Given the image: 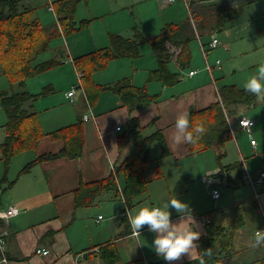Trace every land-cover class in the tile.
Wrapping results in <instances>:
<instances>
[{
	"label": "crops",
	"instance_id": "0c3cea01",
	"mask_svg": "<svg viewBox=\"0 0 264 264\" xmlns=\"http://www.w3.org/2000/svg\"><path fill=\"white\" fill-rule=\"evenodd\" d=\"M24 1L20 0L19 7L22 10L30 8L24 4ZM163 4L172 3L163 0ZM242 15L243 13L237 19L229 22L223 31L232 29L240 21ZM142 32L149 35V33ZM118 34L125 37L133 36ZM209 38L211 39L210 36L203 38L197 36L192 39L189 42L191 51L194 40H199L200 44L207 42L205 43L207 45ZM110 44L109 33L108 43L96 45L88 52ZM171 49L174 54L169 68L172 72H180L178 81L173 84L167 85L161 80L150 79L151 71L159 66V56L153 47L156 63L151 64L150 67L141 63L142 54L137 58L117 57L112 60L126 62L125 59H135L134 69L124 71L123 68L122 72L116 76H108L104 80L97 78L96 74L99 72L92 77L94 83L110 87L123 78L131 76L134 85L143 86L144 84L150 93L159 94L157 101L148 107L130 111L124 105L120 94L111 88L100 91L91 101L81 83L78 86L81 89L78 104H74L71 109L58 110L57 106H53V104H45L39 108L37 102L42 101L43 98L51 97L47 95L39 96L35 100H28L24 104L30 112H36V120L46 134L38 141L36 147L31 149L33 154L28 158L24 157L22 162L25 164L23 166L21 164L22 167L18 171H11V163L7 173L5 167L7 181H15L11 187L1 193V207L16 204L23 209L18 215L6 217L0 224V230L6 232L10 264H151L150 262L153 260H161V264H166L162 258L156 256L152 249L154 240L152 232L145 227L141 230L139 237L132 235L127 220L126 207L134 213L143 206H161L174 196L187 203L192 212L193 219L181 221V226L191 225L193 229L201 232L200 240L197 242L199 249H193L190 258L185 257L177 264H189L197 260L199 253L204 248L205 239L210 236L214 237L218 232L226 234V236L223 237V240H218L215 247L219 249L221 243L230 247L224 259L227 264H262L264 247L257 249L249 247V241L253 238L255 230L263 225V217L253 199V189L252 193L248 195V191L245 190L249 183L245 181L242 185L234 187L238 179L239 167L226 170L222 168V165L241 164L240 160L227 161V163L222 161V156L229 155L227 145L230 142H233L238 148L237 130V132L247 133L250 137L249 142L247 141L243 146L249 152L248 156L255 154L249 159L251 162L249 167V163L247 165L246 159L242 157L248 169L256 171L255 173L264 169V151H262L264 144L253 137L252 130H243L238 123V118L248 117L244 113L247 108L252 106L243 104L231 106L234 132H231V138L224 145L217 142L205 150L189 151L187 145L173 143L171 134L174 131L176 117L180 113L190 114L191 109L201 110L217 101H222L219 88L224 85L234 84L239 88H243V86H238L235 82H226V75L221 74L225 66L220 58H217L215 63L210 62L213 66L211 73L206 68L201 45L202 58L199 52L195 56L192 51L191 64L194 62V65L190 64L187 76L184 78L185 73L182 72L184 68H181L177 61V54L181 47L173 45ZM58 53L65 56L66 51L60 50ZM73 57L70 58L75 65V57L74 59ZM217 60L221 61L220 65H217ZM75 67L77 68L76 65ZM144 70L149 71L148 75L144 74ZM191 70L197 71L190 74ZM77 71L79 72L78 68ZM217 72H219L218 75H216ZM146 77L148 79L145 81ZM144 81L145 83H143ZM28 91L37 94L42 90ZM69 91H66L65 99L75 103L77 91L74 92L73 99L67 95ZM84 115L91 117L84 120ZM132 117L136 118L144 127L143 132L146 135L161 130L170 150L169 155L161 156V148L157 143L155 155V147L153 148L155 161L150 163L146 169V176L150 179L147 192L138 197L133 206L128 207L127 203H122L126 201L122 195L125 179L124 176H121L118 179V195L114 191H106L91 205L77 207L75 191L81 182H93L108 177L115 165L130 153L133 145L132 140L127 139L120 143L119 138L128 131ZM79 120L82 121L85 138L82 156L78 158L59 156L44 159L35 164L29 172L19 174L28 162L39 155L59 153L64 147V141L53 139L48 133ZM235 124H237L236 129L234 128ZM256 124L255 120L254 126ZM117 126H121V129L118 130ZM252 138L256 140V146L251 143ZM232 147L233 145L230 144V149ZM210 149H215L213 156L205 154ZM240 150L243 154V149ZM255 158L258 160L255 161ZM241 168L243 169V166ZM218 174H223L220 181L226 182L228 187L233 189L234 201L232 203L219 202L222 196L218 199L213 197L211 190L217 188L216 185L220 181L214 182L211 187L206 186L203 182L205 175L217 176ZM202 184L205 188L202 187ZM4 185L6 186V182ZM199 186L206 191L210 200L204 198V203H200L202 199L198 194ZM262 189H264V185ZM170 211L172 220L178 221L179 217L175 210L170 209ZM100 215H102L101 219H99ZM204 216H208L211 223H204L202 220ZM38 247L47 248L50 253L48 255L37 254L35 250Z\"/></svg>",
	"mask_w": 264,
	"mask_h": 264
},
{
	"label": "trees",
	"instance_id": "16d2710c",
	"mask_svg": "<svg viewBox=\"0 0 264 264\" xmlns=\"http://www.w3.org/2000/svg\"><path fill=\"white\" fill-rule=\"evenodd\" d=\"M89 0H56L54 9L57 15L56 25L51 29H44L40 20L29 15L30 8L20 9V0H0V68L9 78L19 80L20 89L5 90L0 92V107L7 115V121L3 125L6 128L5 139L1 142V153L6 173L12 158L25 150L36 147L38 141L46 134L40 128L36 120V112H30L24 104L28 100H35L39 96H45L54 92L52 86H45L40 93H32L26 89L27 79L47 71L58 64L61 60L51 58L35 62L38 56L45 52L52 38L56 35H68L81 30L88 25V19L80 22L76 19L78 5ZM190 17L179 23H168L158 35H145L139 27L134 28L133 36L125 37L118 33H110L111 44L96 49L85 56L74 59L75 65L82 69L81 85L85 87L91 101L105 89L117 91L124 105L130 111L145 108L157 101L159 94H152L148 88L137 86L132 83L131 77L123 78L114 86L106 87L93 82V73L107 67L110 60L117 57L137 58L141 56V45L150 43L159 56V66L150 73V79L161 80L165 84H173L178 81L180 72H172L169 63L173 57L172 46L181 47L177 54V61L181 68L190 66L192 51L189 42L197 36L203 38L213 33H219L226 29L227 24L243 13V6H232L218 0H191ZM210 42V38L208 43ZM207 43V42H205ZM204 43V44H205ZM222 101H217L207 108L191 109L189 117L192 127L203 126L206 133L196 145H187L189 151L205 150L219 142L222 145L231 138L227 114L232 113L231 106L256 104L255 97L246 93L244 88L234 84L224 85L219 88ZM227 113V114H226ZM144 127L132 117L129 129L123 133L119 141L132 140L130 153L115 165L111 174L103 179L93 182H81L75 191V204L77 207L89 206L106 191H114L119 194L118 179L124 176L125 182L122 195L128 207L133 206L138 197L147 192L150 179L146 176L147 166L155 161L153 148L157 143L161 148V156L170 154V150L161 130L151 134H144ZM53 139H62L64 147L59 153H47L39 155L28 162L19 172H29L31 168L44 159L68 156L78 158L83 155L85 138L82 121L61 127L50 133ZM241 164L222 165L224 170L238 168V179L234 187L242 185L244 180ZM0 181V208H2L1 193L11 187L15 180L7 181V175ZM223 174H218L221 176ZM6 182V186L4 183ZM0 219V224H1ZM226 234L218 232L214 237L205 239L204 249L212 247L214 256L209 264H227L224 260L230 247L221 243L217 249L215 243L225 237ZM112 251H114L112 249ZM189 264H198V259ZM264 264V260L262 261Z\"/></svg>",
	"mask_w": 264,
	"mask_h": 264
},
{
	"label": "rangeland",
	"instance_id": "374dc122",
	"mask_svg": "<svg viewBox=\"0 0 264 264\" xmlns=\"http://www.w3.org/2000/svg\"><path fill=\"white\" fill-rule=\"evenodd\" d=\"M56 0H25L24 4L30 6L32 11L29 15L33 18H38L44 27V29H51L56 25L57 15L54 9V2ZM222 3L234 6H243V15L239 22L229 31L219 32V45L211 50L209 60L211 63H215L217 58H220L225 66L221 74L226 75V82H235L238 86H243L246 80L254 75L260 64L264 63V0H218ZM172 4H163V0H89V2L82 1L76 11L77 21L88 19V25L81 30L73 32L68 35H56L52 38L49 48L41 53L35 62L48 60L51 58H58L62 61L56 67H53L47 71H44L34 77L27 79L26 88L31 91L42 90L45 86H54L55 91L47 96V99L43 98L42 101L37 102V106L41 108L43 105L48 104L57 106L58 110H65L78 104V98L80 94V88L78 86L82 82V79L78 76L77 68L71 61V56L75 58L85 56L88 51L94 49L96 45H103L105 42H109V33L118 32L124 35H133L134 28L139 27L145 33L151 35L158 34L162 31V27L166 24L188 19L190 17L189 9L184 0H175ZM24 5L23 3H21ZM52 7V8H51ZM22 10V9H21ZM192 51L194 55L199 52L201 58V49L199 40L192 42ZM65 50V56H61L58 52ZM142 57H140L141 63L150 67L151 64H155L153 56L152 46L149 43L141 45ZM72 52V53H71ZM73 57V59H74ZM123 60V59H121ZM126 62L119 60H112L105 69L98 70L96 76L98 79H107V77L116 76L121 69L132 70L135 67V59H125ZM196 63V61H195ZM191 65H194L192 62ZM171 66V65H170ZM79 72L82 71L78 66ZM172 67V66H171ZM190 66L184 68V78L188 73ZM149 71L144 70V74L148 75ZM219 72L216 73L218 75ZM95 76V77H96ZM131 77V76H129ZM148 77V76H147ZM145 78L144 80L146 81ZM218 77V76H217ZM145 81L143 83H145ZM144 85V84H143ZM20 89L19 80L12 81L9 76L2 72L0 68V92L9 90ZM74 89L77 91L75 103H71L65 99V93L68 90ZM41 114V113H40ZM246 116L257 121L256 126L252 128L253 137L262 141L264 144V103L257 102L256 105L247 108L244 113ZM232 120V115L228 114ZM7 121V115L4 109L0 107V144L5 139L6 128L3 126ZM237 123V122H236ZM237 124L234 128L236 129ZM238 148L235 144L230 142L233 147L230 149L228 144L229 155L222 156V161H242L244 157L247 161L248 167L250 166V158L255 154L249 155V152L243 148L244 144L250 137L246 133L241 131L237 132ZM154 155L157 150L155 144ZM243 149L241 153L240 149ZM226 149V146H225ZM239 149V150H238ZM223 151V150H222ZM264 151V149L262 150ZM215 149L206 151L207 156H213ZM33 154L32 150H25L16 154L12 158L11 171H18L25 162H22L26 156L27 158ZM1 147H0V179L5 173V163L1 159ZM25 157V158H24ZM220 158V156H219ZM263 159V157H261ZM260 158V161H261ZM258 158H255L257 161ZM22 164V166H20ZM249 171L253 174L251 169ZM203 177V182L206 184ZM202 183V182H201ZM248 195L252 193L250 184H247ZM206 186H208L206 184ZM210 185L209 187H211ZM202 187L204 185L202 184ZM217 189L220 191L222 198L221 203H232L234 201L233 189L228 187L226 182L217 183ZM199 186V197L203 202L204 198L210 200L207 197L206 191ZM205 193H204V192ZM210 192V190H209ZM8 194V193H7ZM204 203V202H203ZM223 230V229H222ZM233 250V249H232Z\"/></svg>",
	"mask_w": 264,
	"mask_h": 264
},
{
	"label": "clouds",
	"instance_id": "9594fccd",
	"mask_svg": "<svg viewBox=\"0 0 264 264\" xmlns=\"http://www.w3.org/2000/svg\"><path fill=\"white\" fill-rule=\"evenodd\" d=\"M243 88L246 93L254 96L257 102L264 103V63L246 80ZM205 133L203 126L192 127L189 114L182 112L176 117L171 139L176 145H196ZM170 209H174L178 214V221L172 220ZM126 215L133 236L139 237L145 227L154 234L152 249L166 264H177L185 257L190 258L193 249H199L197 242L201 232L193 229L191 225L181 226V221L193 219L191 208L175 196L161 206H143L134 213L126 207ZM249 247H264V230L255 231L249 241ZM213 256L212 247L204 249L198 255V264H209Z\"/></svg>",
	"mask_w": 264,
	"mask_h": 264
},
{
	"label": "built area",
	"instance_id": "2783aa9c",
	"mask_svg": "<svg viewBox=\"0 0 264 264\" xmlns=\"http://www.w3.org/2000/svg\"><path fill=\"white\" fill-rule=\"evenodd\" d=\"M166 1L171 3V2H174L175 0H166ZM184 2L186 3V5L189 9V12H190L191 0H184ZM218 45H219V38H218V35L216 33H213L211 35V39H210V42L208 44V47H207V45L201 43L202 52H203L205 60H206V68L211 73L213 72V66L208 59V55L210 53V50L212 48H216ZM216 63H217V65H220L221 61L217 60ZM196 71L197 70H191L190 74H194ZM78 76H79V78L82 77L81 71L78 72ZM74 92H75V90L72 89L67 93V95L71 99H73ZM90 117L91 116H89V115L83 116L84 120H88V119H90ZM227 119H228V123H229L230 129H231V132H234V130L232 128V120L228 116V114H227ZM238 123L243 128V130L251 131L253 126L255 125V120H253L249 117L242 116V117L238 118ZM117 129L118 130L121 129V126H117ZM251 143L254 146H256V140L254 138L251 139ZM241 163L243 166L242 179L251 185V187L253 189V199L256 202L257 208L263 217V225L260 228H258V230H264V189H262V187L264 185V169H261L259 172L253 174L249 171V169L245 163L244 158L242 159ZM221 179H222L221 176H212V175H208L206 178H204V180L206 181V184L208 186L212 185L216 181H220ZM211 192H212V195L215 199H218L221 196L220 191L217 188H213L211 190ZM22 211H23V209L16 204H11V205H8L6 207H2V208H0V219L3 220L6 217L18 215ZM101 218H102V215L99 216V219H101ZM202 220L206 224L211 223V219L208 216L202 217ZM35 251L37 254H41V255H48L50 253L49 249L43 248V247H38V248H36ZM0 264H10V259H9L8 254H7L6 232H3L1 230H0Z\"/></svg>",
	"mask_w": 264,
	"mask_h": 264
},
{
	"label": "water",
	"instance_id": "95a60500",
	"mask_svg": "<svg viewBox=\"0 0 264 264\" xmlns=\"http://www.w3.org/2000/svg\"><path fill=\"white\" fill-rule=\"evenodd\" d=\"M150 263H151V264H161L162 261H161V260H158V261L153 260V261H151Z\"/></svg>",
	"mask_w": 264,
	"mask_h": 264
},
{
	"label": "bare ground",
	"instance_id": "6f19581e",
	"mask_svg": "<svg viewBox=\"0 0 264 264\" xmlns=\"http://www.w3.org/2000/svg\"><path fill=\"white\" fill-rule=\"evenodd\" d=\"M201 45V44H200ZM208 45V44H207ZM218 47V46H217ZM213 49V48H212Z\"/></svg>",
	"mask_w": 264,
	"mask_h": 264
}]
</instances>
